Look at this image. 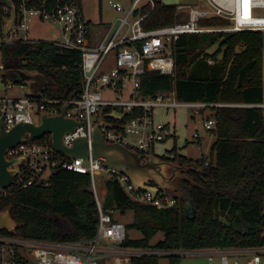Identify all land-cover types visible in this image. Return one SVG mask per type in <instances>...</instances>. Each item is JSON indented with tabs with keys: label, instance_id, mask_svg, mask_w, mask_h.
I'll return each instance as SVG.
<instances>
[{
	"label": "trees",
	"instance_id": "16d2710c",
	"mask_svg": "<svg viewBox=\"0 0 264 264\" xmlns=\"http://www.w3.org/2000/svg\"><path fill=\"white\" fill-rule=\"evenodd\" d=\"M149 9L145 6L143 12ZM0 18H4L1 4ZM178 18L176 5L156 0L142 26L153 29L173 24ZM209 23L230 22L214 17ZM214 46L217 48L210 52ZM173 48L174 74L147 71L140 93L156 98L175 90L181 102L213 104L209 108L217 120L213 129L216 140L209 160L188 158L178 152L175 143L170 155L160 156L186 169L179 178L177 192L165 191L177 199L174 206L159 209L133 201L120 182L109 177L104 181L102 208L111 214L115 210L134 211V221L128 227L141 231L142 237H127L124 245L129 247L167 251L264 247V108L256 106L264 100V33L247 30L189 34L181 36ZM0 49L10 67L47 78L46 86L31 96L67 100L72 93L75 97L83 93L82 54L78 49L21 40L1 43ZM112 109L106 106L103 114L106 120L116 123H125L144 112L142 107H134L122 119H114L109 116ZM184 197L196 209L193 218L187 217ZM6 209L18 227L1 232L29 238L90 241L96 237L100 221L91 176L63 167L53 170L48 185L15 189L1 198L0 211ZM159 232L164 233L163 238L152 243ZM162 256H135L130 264H159ZM166 256L171 264L180 263V254Z\"/></svg>",
	"mask_w": 264,
	"mask_h": 264
},
{
	"label": "built area",
	"instance_id": "2783aa9c",
	"mask_svg": "<svg viewBox=\"0 0 264 264\" xmlns=\"http://www.w3.org/2000/svg\"><path fill=\"white\" fill-rule=\"evenodd\" d=\"M17 15L9 36L1 43L15 41L37 43L46 41L59 48L78 49L82 54L83 93L73 99L57 100L25 96L20 98L0 99V119L3 117L6 129L20 122H33L35 115L48 113L58 115L62 106L67 105L65 116L82 124L64 136L68 146H73L77 137L85 136L91 142L101 109L111 106L122 112L142 107L140 117L125 123L106 120L100 129L109 142H120L130 149L138 151L143 159L154 151L155 144L175 135L169 124L155 122L154 110L160 107L164 112L169 108L189 107L194 114L213 106L211 103L194 101L181 102L176 98L175 90L159 94L156 98L143 97L140 93L142 78L147 71H160L174 74L175 56L173 45L183 35L261 31L264 33V0H205L209 9L198 8L195 4L176 5L177 14L188 9L186 19L153 29H145L142 21L155 8L156 0H133L129 9L120 17L119 26L112 32V27L95 42H91V22L86 18L81 0H12ZM163 1V0H162ZM118 12L124 9L120 3L110 2ZM149 6L147 12L143 7ZM5 8V7H4ZM7 9V8H6ZM9 10V9H7ZM10 12V10H9ZM217 17L228 20V25H213L208 19ZM32 20L49 21L59 26L62 38L42 39L28 37L29 24ZM20 31H23V36ZM113 52V61L107 62ZM213 63V60H209ZM112 90L118 98H107L104 90ZM124 93H127L124 97ZM221 105V104H220ZM256 106L264 108V100ZM112 109V110H113ZM104 112V111H103ZM217 120L214 116L203 123L206 130H213ZM1 132V128H0ZM196 131L193 139H197ZM43 141L28 139L9 150L8 158L23 157L18 164L20 170L12 184L0 189V199L15 189H24L33 185H48L52 172L57 167L67 168L91 176V184L99 208L100 221L97 235L90 241L64 242L40 238H29L0 232V264H100L104 256H112L114 264H130L132 257L143 255L202 254L207 257V264H261L258 249H201L192 251L165 250L157 248H136L124 245L128 237L124 223L114 220L111 213L102 208V200L96 184V177L106 175L116 178L127 195L136 202L153 205L159 209L174 206L177 199L160 191L157 195L149 190H137L130 177L121 170L107 165L103 158L93 155L89 147V157L72 158L57 152L53 148L52 136L45 135ZM41 138V139H42ZM242 255L245 259L233 258Z\"/></svg>",
	"mask_w": 264,
	"mask_h": 264
},
{
	"label": "rangeland",
	"instance_id": "374dc122",
	"mask_svg": "<svg viewBox=\"0 0 264 264\" xmlns=\"http://www.w3.org/2000/svg\"><path fill=\"white\" fill-rule=\"evenodd\" d=\"M132 1L133 0H81L84 14L91 22L92 35L94 36L98 35V33H103L111 27L113 32L119 26L120 17H122L129 9ZM110 2L120 3L124 11H116V9L111 6ZM144 2L145 0L141 1V3ZM195 6L198 8L209 9V5L205 0H197ZM3 9L4 18H0V41L3 38L9 36V33L6 32V21L9 19L7 18V15L10 12L4 7ZM187 16L188 9H184L179 12L178 19L184 20L187 18ZM212 16L213 15H210V17ZM212 18L208 19V21ZM29 26L30 28L28 37L62 38L59 26L55 23H51L49 21L40 22L38 20H32ZM20 33L23 36L24 32L20 31ZM216 48L217 46H214L213 48H210L209 51L213 52ZM113 54V52L110 53L107 62L111 63L113 61ZM47 83V78L38 72L25 71L10 67L8 61L3 59L0 49V99L20 98L36 94L40 92ZM126 94L127 93H124V97ZM104 95L107 98L119 97L117 93L107 89L104 90ZM154 113L156 123L162 122L169 124L171 129H174L173 125L175 123V131L177 135L176 141L173 137H167L166 140L157 142L155 144V153L157 155H170V150L176 143L178 152L187 156L188 158L198 160L202 157H206L209 160L210 150L216 140V136L213 133V130H206L203 127V123L207 118L213 115V110H211V108L202 109L200 110L199 114H194V109L181 106L169 108V112L165 114L163 113V109L156 107ZM196 131L199 133V137L195 140L193 139V135ZM148 158L149 157L146 159ZM171 170L172 168L170 166L166 168L167 175H171ZM180 177L176 179L175 183H171L173 181L172 180L170 185L168 184L167 191L177 189ZM106 178V175H99L96 177L97 189L102 201L104 198L103 193L106 189L104 183ZM175 192L177 191L175 190ZM112 215L117 221L126 225L129 238L139 239L142 237L141 231L128 227V225L134 221V211L132 209L127 210L125 213L115 210L113 211ZM163 236L164 233L159 232L151 242L156 243L162 239ZM180 256L181 260L179 264H207V257L202 254H189V252H183L180 254ZM232 257L238 258L240 260L245 259L242 255H235ZM260 260L261 264H264V253L260 254ZM100 264H114V259L112 256H104L101 258ZM159 264H171L170 258L168 256H162V258L159 260Z\"/></svg>",
	"mask_w": 264,
	"mask_h": 264
},
{
	"label": "water",
	"instance_id": "95a60500",
	"mask_svg": "<svg viewBox=\"0 0 264 264\" xmlns=\"http://www.w3.org/2000/svg\"><path fill=\"white\" fill-rule=\"evenodd\" d=\"M197 0H163L165 5L196 4ZM0 4L10 10V17L6 21V32L13 26L17 10L12 0H0ZM75 93L70 94L69 99H73ZM67 105H63L60 114L49 115L43 113L35 115L33 122H20L12 128L6 129L3 117L0 119V189L8 188L14 177L18 174L19 163L23 157L8 158L10 149L21 143H26L28 139H41L45 135H51L53 148L55 151L66 156L76 158L89 157V147L93 149V155L103 158L104 162L121 170L128 175L137 190H149L153 195L158 192L167 191L168 184L176 176V168L184 169L185 166H177L171 161L160 159L156 153H152L148 159L144 160L142 155L120 142H109L105 139L100 126L103 124V111L101 109L99 121L96 124L91 142L85 136L77 137L73 146H68L64 141L67 133L73 132L81 122L65 116ZM109 116L114 119H122L125 113L113 109ZM174 167V172L167 175L166 168ZM185 209L188 218H193L196 209L191 200L184 197ZM18 227L17 222L11 215L9 209L0 211V232L3 230L13 231Z\"/></svg>",
	"mask_w": 264,
	"mask_h": 264
},
{
	"label": "crops",
	"instance_id": "0c3cea01",
	"mask_svg": "<svg viewBox=\"0 0 264 264\" xmlns=\"http://www.w3.org/2000/svg\"><path fill=\"white\" fill-rule=\"evenodd\" d=\"M145 3V2H144ZM144 3H141L142 5L144 4ZM110 29V28H109ZM108 29V30H109ZM107 30V31H108ZM107 31H104L103 33H98V35H91V42L92 43H95V42H97V41H99L101 38H102V36L107 32ZM95 36H96V38H95ZM33 38H42V37H33ZM42 39H52V38H50V37H45V38H42ZM163 113H165L166 114V112H164L163 111ZM168 113V112H167ZM173 127H174V132H175V135L173 136V138L175 137L176 139H177V135H176V131H175V123H174V125H173ZM104 195L106 194V189L104 190V193H103Z\"/></svg>",
	"mask_w": 264,
	"mask_h": 264
},
{
	"label": "flooded vegetation",
	"instance_id": "af4514ba",
	"mask_svg": "<svg viewBox=\"0 0 264 264\" xmlns=\"http://www.w3.org/2000/svg\"><path fill=\"white\" fill-rule=\"evenodd\" d=\"M174 163V162H173ZM175 165L177 166H182V165H179L177 163H174ZM172 170H171V174L174 172V167H171ZM186 171V169H179V168H176V177L173 179V181L171 183H175L176 182V179H178V177L182 176V174H184Z\"/></svg>",
	"mask_w": 264,
	"mask_h": 264
}]
</instances>
